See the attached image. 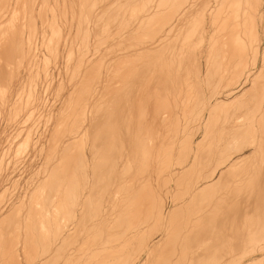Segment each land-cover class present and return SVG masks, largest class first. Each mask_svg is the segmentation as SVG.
Masks as SVG:
<instances>
[{"label": "rangeland", "instance_id": "rangeland-1", "mask_svg": "<svg viewBox=\"0 0 264 264\" xmlns=\"http://www.w3.org/2000/svg\"><path fill=\"white\" fill-rule=\"evenodd\" d=\"M86 1L87 0H79V1L78 0H0V264H47V262L49 264H78L77 263L78 261L77 252L80 246H81L80 250L83 249L82 251H84V255L87 253L89 254L88 249L96 247L95 242H97L98 238H99V241L97 242V247H99V250H98L99 254H97L98 253L97 251L96 253L97 256L102 255L100 254L102 250H103L102 253L105 254L107 252L105 248L106 249L110 248V250L112 249L111 251L114 250L113 252L119 249L117 252L121 253V257H122L121 260H123L125 264H139L137 263L139 261L137 260L138 254L139 255L141 254L139 250H141L142 246L147 243H149L150 248L146 252L143 251L144 252L143 262H145V264H149V263L155 264V262L156 264L174 263L173 260L175 259L171 257H173L172 255H173L174 247L176 246L175 241L177 240H178L177 242L179 245L177 244L175 248L179 246L181 250H183V252L180 250L181 253L179 252V256H180L179 258H181L182 260L184 259L185 261V258H186L185 251L186 250L189 251V254L187 255V258L189 257V261H187L188 260L187 258H186L187 263L183 261V263H186V264H189L188 262L190 263L193 262L192 264H208L210 262L209 264H212L215 259L218 260L221 257L222 258L229 257L230 259L228 260L234 261L235 258L241 257L244 253H248L252 251H255L254 257H257V261L253 264H264V240H263L264 236L261 235L262 234L261 230H263V234H264V226H263L264 210H262V208H257L258 205L256 203H254L253 208L250 210L248 208H244L243 204H242V207H243L242 208L241 202H239V200L242 199V197L239 196L240 193L238 190H236V188L239 189V184L243 185L242 188H244L248 183L249 185H251L255 178H259L258 185H260L259 187L261 189H264V53H263V50H264V34H263L264 33V0H243V1L241 0L240 3H241L242 8L237 13H235L236 12L235 8L239 0H199V1L198 0H183V1L182 0H175V1L174 0H150V8L151 7L155 8L158 5H160L162 9V7L164 6V3L166 4L167 8L169 7V10L166 9V11L164 12L161 10L158 11L156 9L155 11V9H152L154 10V12L152 13V10H151L150 14L147 16L148 18L150 17V19L146 17L149 11L147 10L143 12L142 17H145V20L143 19L144 23L146 21L150 22V20H152L153 18H157L160 21L161 20L163 21V19H166V22H167L166 23L167 28L165 26L166 31H164L163 29L162 30L160 29L159 32L151 36L139 35L138 33H135L136 35L133 36L134 33L133 32L131 33V31L134 30L133 25L137 27V28L134 27L135 32H137V30L140 28V25L135 23L134 21L135 18L131 19L132 24H130L131 22L127 24L126 21L122 19L121 28H120V31L118 32L119 34L114 32V28L116 27L115 25L120 20L119 13L117 15L116 11L115 12L113 11L110 13V15H107L106 18H105V14L107 12L109 13V10H111L110 6L114 7V5H117V3L119 2L118 0H110V1L105 0V2L104 0H100V2L98 0H95L96 4L98 3H101V4L96 5L94 1L93 6H96L94 8L98 9L99 5H103V4L104 5L102 7L100 6L101 7L100 9H102L101 13L98 9L96 13H93L91 15L90 14L88 15V13H91V10H89V8L87 9ZM101 1L103 2V4ZM107 1L109 2V4ZM123 1L124 0H122L121 2L122 3L121 7L122 6L125 7L124 6L125 1L124 2ZM154 1L155 2L160 1V2L154 3ZM169 1L171 3H169ZM201 2L202 4H200ZM260 2H262L261 5L263 4L261 7H259ZM173 4H175V7L177 8V12L171 11L172 10L171 7L174 6ZM73 9L75 10V12ZM258 9L260 11H258ZM194 12L195 13L197 12V13L195 14ZM255 12L258 13V15H256ZM193 13H194V16L192 15ZM253 13H254V17H253ZM96 14H98L97 17H96ZM235 15L237 16V18ZM90 16L91 17L95 16V17L90 19L91 18ZM185 16H187V18ZM250 16L253 17V19H251ZM261 16H262V20H261ZM115 17H117L118 19ZM191 17L193 18L191 19ZM183 18H185L186 20L184 21ZM93 19L95 20L94 25H92L93 22L91 23V20L93 21ZM101 19L103 23H106L107 21L106 27H105V24L104 26H102L103 24L100 22ZM174 19H176V21H174ZM111 20L112 21L114 20L113 22L114 24L112 23V26H111V22H112ZM116 20L117 22H115ZM181 20L185 22V23L183 22L185 25L181 24ZM187 21L188 22L190 21V22L188 23ZM109 22H110V25H109ZM171 22H174L176 26H174V24H172ZM60 23H62V25ZM168 23L170 25L172 24L171 27ZM254 23L256 27L254 26ZM178 25L180 26L178 27ZM253 26H254V29H253ZM29 27H30V30H29ZM81 28L84 31H81L80 30ZM103 28L104 29L108 28V34H106V37H104V39H101L100 41H98L97 35L103 30ZM111 28H112V31H111ZM169 28L170 30L167 32ZM235 28H236V31H235ZM127 29H128V32L130 31V33H127ZM193 29L194 30L196 29L195 32ZM97 30L99 32H97ZM78 31H79V35H78ZM121 33L122 35H120ZM126 34H128L127 35L128 38H126ZM165 34L167 36H164ZM158 35L161 38H159ZM250 35L251 37L249 38ZM244 36L247 37L248 44L245 47H242V45L239 43V40H241ZM82 38L85 39L84 43H83ZM157 38L160 40L158 41ZM177 38L181 39L182 41ZM185 38L187 39L190 38V39L187 41V39ZM86 39H88V42L86 41ZM252 39H253V42H252ZM94 40L95 42H93ZM119 40L120 41L124 40V42L122 43ZM251 42L254 43V45ZM176 43H178V45ZM237 44L240 46H237ZM139 45L141 46L139 47ZM201 46L203 47L201 48ZM247 46L248 48H246ZM253 46L258 47V50H260L259 55L258 53H256V50ZM135 47L137 49H135ZM99 48H101V51ZM249 48H250V51H249ZM138 49L142 51H138ZM251 49H254V52ZM133 51L134 52L136 51L135 52L136 55L132 54L134 53ZM172 51L174 52L170 53ZM191 51L192 53L194 52L192 55H190ZM139 53H142V54L139 55ZM196 53H197V57H196ZM165 54H167V56H165ZM95 55H97V57L99 56L98 58L97 57L95 58V60L97 59L96 61L93 58ZM182 55H183V59H181ZM104 56H107V60H109L108 66L110 68L108 69V71L110 70L109 72L110 73L112 72L111 73L112 78L113 76L114 77L117 76L114 72V68L115 70L117 69L123 70V68H127L129 70L130 68L131 69L133 68L132 66H135V67L144 66V71H143L142 79L140 83L137 84L136 86L137 88L136 87H134V89L132 87L129 88L131 92L129 91V89L127 92H118L119 89L118 87H116V85L119 84L117 83L118 76L112 79L110 92H104L112 100V105L110 106V109L107 108V112L106 110L104 111L102 110V111L104 113H108V114L110 113L109 116H111V119L109 122V125H110L109 130H111V132L114 133L116 137L112 136L113 137L112 140L114 141H111L112 147L109 146L110 150L107 149V152H105L106 150L104 152L102 150L103 153H101L100 150H99L100 153L96 152L98 153L99 156L102 157V160H100L101 158L100 159L97 158V154L95 155V157H93L94 155H92L91 151L89 150L91 146H89L90 148L88 146L86 147L85 149L86 152L85 151L83 152L84 157L82 156V159H81V161L82 160L86 161L87 162L86 164H88V166H91L92 161L95 162L96 161L95 159H97V161L94 163V169H96L94 172L95 173L97 172L95 174L96 176L94 175V172L91 173V171L93 170H91L88 174H86V176L88 175L87 176L88 178H89V175L91 174L90 179L92 178L91 180L93 182L94 180L96 181L97 178L99 177H100V180H108L111 177V180L110 179L109 180L111 181L112 184L115 183L114 189L112 191L114 190L118 191V189L121 187L122 189H119V190H123L125 188L128 189V190L125 189L126 193L122 196L121 201H119L121 203L118 202L119 206L123 204L122 207L121 206L120 207L111 206L113 210L116 208L115 211L119 209V212L122 213V215L120 218L118 217L119 219L118 218H115L116 220L114 219L117 222V224L113 219H109L107 224H105L106 221L103 220L101 223H99L100 225H98V229L97 228H96L97 230L94 229L93 233H91L92 235H88L89 237L85 235V236H81L80 238L78 237V197H77L78 195L76 196L75 194L76 202L74 205L72 204V201L69 202L70 195L68 192L69 186L67 185V181H69L68 178H70V172L73 171L72 165H74V160H73L75 159L74 154L78 158V154H76L78 151L77 150L78 142L82 141L81 138L85 134L84 130L88 131L91 129L90 127L91 119L88 120V118L93 116L94 114L93 110L95 106H93L94 104L93 102V104H91V106L88 107L87 111L89 110L90 112H86V114L88 113V115L84 116L85 119L84 118L83 119L85 121H83V123L81 122L80 124L81 126L79 125L78 127V113H77L78 112L77 110L78 108V104H77L78 102V83L77 81L78 80L75 81V79L78 77L77 76L78 71L77 73L75 71L79 68V65L81 64V62L84 61V57H87L85 59L86 63L90 64L93 61V63L97 64V63H100L103 58L106 59V57ZM118 57L121 59H119ZM129 57L130 59H128ZM91 59L92 61H90ZM144 60H145V63H144ZM192 60H196V61H192ZM128 61L130 62L132 61V62L130 63ZM182 62H183V65H182ZM110 63L112 64V68H111ZM117 64H119V67H116L118 66ZM127 65H129V67ZM190 67H192V69ZM106 72H107V69H106ZM74 74L77 76L76 78L72 77V76H75ZM148 74L151 77L148 76ZM143 75L144 76L147 75V77L145 76L144 78ZM194 75L196 76V78ZM154 78L156 79L154 80ZM144 79H145V83H144ZM143 83L145 84L144 86H143ZM147 84H149L150 86H147ZM120 85L121 83L118 86ZM166 85H168V87ZM138 86L139 87L142 86L140 90ZM144 87H145L146 92L144 90ZM165 88H167L168 90ZM183 88L185 90H183ZM154 89L155 90L157 89V90L154 91ZM150 90L152 91L150 92ZM99 93H102V92H99ZM99 93L96 92V94L95 93L94 94L100 96L101 94L99 95ZM109 93L111 97L109 96ZM95 97L97 99V96ZM112 97L113 99L114 98L115 99L113 100ZM116 100L117 102L118 101L119 102L117 103ZM63 101H64V104H63ZM139 101H140V104L138 103ZM70 103H71V106H70ZM133 104L136 106H134ZM95 112H101V111L96 110ZM139 112H141V114ZM127 113L129 114V117ZM62 114L64 115V117ZM89 114H90V117H89ZM73 117L74 119H76L75 120L76 122L75 121L71 122L72 120H74ZM132 117H133V121H132ZM104 120H107V118L105 119L104 117L103 121ZM92 121L94 123L96 122L95 119H93ZM117 123L119 127H117L118 126ZM126 125L127 127L129 125L130 129L128 127V130H126L127 129ZM65 129H66V133L64 132ZM79 130H80L81 135H80V140L78 141V131ZM129 131H134V132L132 133ZM117 133L119 135H117ZM135 133L136 134L138 133L137 137H139L138 138L139 140L138 139L135 140V138H137L134 135ZM130 134L131 135L133 134L132 139H130L131 138ZM139 135L143 139H140ZM147 136L149 137V139ZM123 139H125V141ZM131 140L132 142H134V140L135 142L137 140L141 142L142 140V143L141 144L140 143L138 144V142L131 143ZM123 141L125 143L130 142L129 143L130 145L134 144L136 146L135 147L133 145L132 147L130 146L131 149L128 147L124 148L125 143L123 144L121 143ZM114 142H117V145H119V147H117L116 143ZM174 142L176 144H174ZM96 143L98 144L99 142H93V144H96ZM89 144L92 145V142ZM176 147L177 149L175 150ZM119 148H121V150ZM160 148L162 149V151ZM126 149L132 150V152L129 150L126 151ZM114 150H117L116 153ZM124 150L126 151L127 154L124 152ZM242 150L244 151L243 154H241ZM73 152L75 153L71 155L70 153H73ZM111 152L112 154H115V155L117 154V155L113 156ZM140 152L142 154L141 157H139ZM62 153L64 154V156ZM130 153L132 154L129 155ZM66 154L67 156H65ZM111 155L113 157H111ZM128 155L130 158H128ZM118 156H120L121 161L119 160ZM105 157L107 158L105 159ZM143 157L145 159V162H144ZM228 157L229 159H232V163L234 165H232V163L230 164L231 160L229 161ZM77 158L75 160L76 162L78 161ZM123 158L124 160H122ZM125 158H126V161H125ZM131 158H134L133 159L134 163L132 160H130ZM108 160L112 162L111 165L110 166L104 165L103 163L104 162L106 163ZM239 160L240 162L236 164L235 162L236 161L238 162ZM65 162H66V165H65ZM97 163L98 165L99 163L103 164L102 170H100L101 165L98 166ZM131 163L132 165L134 164L133 165L134 167H137V166L138 167L134 168L133 166H131ZM60 164L62 167L60 166ZM75 165H74V169L76 171H74V173L71 172L72 173L71 177L72 178L77 177L78 179V175H77L78 174V162ZM128 165H130L132 169ZM142 165L143 167H141ZM235 165L236 167H234ZM58 166L62 168L63 171H61V169ZM71 166L72 168H70ZM112 166L113 168L116 167L118 170L124 168L125 173H128V174L123 175L124 173L122 174V170L118 171L116 170V168L112 169ZM127 166L130 168L131 172L132 170L134 171L132 173H130V171L126 172V169L129 170ZM108 169L110 172L113 171L112 172L113 174L112 173L110 174ZM104 170H105V174H109V175H105ZM224 170H225V173H224ZM101 171H103V173ZM114 171L116 174L120 172L118 174V177L120 178L119 181L121 183L120 187L116 183L118 182L119 184V181H117L118 178L116 177ZM226 171L228 175L226 174ZM252 172H255L256 175H254V173L252 174ZM100 173H102V177L100 176ZM131 174L133 175V177ZM134 174L136 176H134ZM81 175L85 176V174H82V173ZM206 175L211 177V178L207 177L208 178L207 180H209L210 182H208V184L207 183L205 184V189L202 190L203 192L196 193V194L194 193L192 197L193 192H189L188 188L192 189V187H195L198 184L205 182ZM192 176L194 177L193 181H192ZM202 176L203 178L205 177V179H203ZM228 176H230L231 179ZM58 177L60 179H57ZM200 177L202 181H199ZM167 178L169 179L168 181H167ZM112 179H115V180L112 181ZM227 179L230 182H228ZM238 179H239V183H238ZM198 181L200 183H198ZM47 182L49 186L52 183L51 184L52 187L50 186L49 188V186L47 185ZM181 182L183 185L181 184ZM231 182H232V185H231ZM122 183L124 184L122 185ZM193 183L195 184V186H193ZM179 185L181 188V192H180ZM187 185H189V187H187ZM77 186H78V183H77ZM211 186L213 189H211ZM207 187L211 189V191L207 189ZM225 187H229V191L227 188H226L227 190L226 191ZM97 188L99 192L101 189V186L97 185ZM57 189L59 192H57ZM77 192L78 191H76V193ZM47 193L50 195H48ZM51 193H52V197H51ZM113 193H114V196L116 197H119L122 195V193L120 192L119 193L117 192V194H115L116 192H113ZM254 193L255 191L253 192V194ZM64 194L66 195L64 196ZM67 194L69 195V198L67 197L68 196ZM199 194L201 195L198 197ZM49 196L51 197L50 199H49ZM203 196L205 197L203 198ZM228 196L232 198V200L230 199L229 204H228L229 202ZM238 196L240 197V199L236 200V198L238 199ZM191 198H194V199H191ZM202 198H203V201H202ZM123 199H124V203H123ZM138 201L139 203H137ZM181 201H182V205H181ZM45 202L46 204H44ZM68 202L70 203L69 207L67 206ZM235 202H237L238 205L240 203L239 205V207H241L240 211L238 210L237 203ZM149 203H150V206H149ZM55 204L57 205L55 206ZM125 204L128 206V211L126 210V212L124 213V215L125 214L127 215V212H128L127 219H126V216L123 215L124 210L122 209L120 211V208H124V207L127 208ZM147 204L149 206V209L147 207ZM205 204H207V206ZM223 204L226 206H224ZM58 205L59 207H57ZM75 205L77 206L75 207ZM198 205H201V206H198ZM64 206L66 210H64L65 209L63 208ZM66 206L68 207V209ZM111 207L107 208L109 212H110ZM131 207L133 210L129 209ZM200 207H202L201 211H200ZM75 208L77 209V211ZM112 208H111V211H112ZM226 208H228L229 210ZM73 209L75 210L73 211ZM176 209L178 211H176ZM211 209L213 213L212 211H210ZM260 209L262 211L260 213L261 216L259 214ZM158 210L160 211L163 210V212L165 213V216L164 214H161V213L159 214ZM186 210L188 211L186 212ZM197 210H199L200 212ZM247 210H249V212ZM255 210H257L258 212H256ZM65 211H66V214H65ZM67 211H71V213ZM196 211L198 214H196ZM239 212H241V216L243 217H238V215H240ZM68 213L70 215L72 214L70 216V219H68L69 218ZM230 213H231V216H230ZM247 213H249V215H247ZM134 214L136 215L135 217H134ZM138 214H140V216ZM235 214H237V217H238L236 218V221L239 219L238 221H241L240 222L241 224L234 220V218L236 217ZM66 215L68 217L67 219L65 217ZM130 216L131 217L133 216L135 219L138 216L137 218L140 224L138 223L137 220L131 219ZM161 216H164L163 217L164 221L161 218ZM180 216H182V218ZM249 216L251 217L250 219H249ZM227 217H232V218L228 219ZM194 218H198V219H195L197 221H195ZM244 218H247V220ZM21 219H22V222H21ZM128 219L131 221V223L136 222L135 224L137 225V229H135L136 225L134 223L131 225L129 221H126L127 222L126 224L125 220H128ZM185 219L188 221L186 222ZM248 219H249V222H248ZM58 220H59V223H58ZM234 221L235 223H233ZM242 222H243V228L245 227L244 230L242 228ZM247 222L248 224L250 223L249 228L247 226L248 225ZM232 223L234 224V227ZM64 224L67 226H65ZM111 224L116 227L118 226L117 229L119 230H122L121 227L123 228L124 225L126 226V229L125 228L123 229V233L122 232L119 233V237L121 234V237L123 238L122 239L119 238L118 243L117 241L116 243L111 241L112 237L118 236V233L116 232H119V230L115 231L116 230L115 227L114 226L112 227ZM103 225L105 226V228H107V230L106 229L104 230L107 231L106 233L107 234L109 233L110 236L105 234V231L100 228V227H103ZM131 226H133L134 228ZM182 226H183V229H182ZM246 226H247V229L248 230L250 229L251 231L249 230L248 232V230L246 229ZM109 227L110 229H108ZM190 227L191 228L193 227L195 231H193V228L191 229ZM99 228H100L101 233H99ZM111 228L115 230H111ZM185 228H186V232H184ZM181 229L184 231H182ZM234 229H237V230L235 231ZM238 229L240 230L238 231ZM61 230L63 232L60 234L59 232H61ZM109 230H111V232H109ZM226 230L228 231L226 232ZM230 230H231L230 232L231 235H229L228 233ZM252 230L254 231L252 232ZM124 231H127V232H124ZM175 231L177 232L178 239H175L177 237L174 238V236H176ZM181 231L184 233V234L182 233L183 235H185L188 232V234H186V237L184 236L186 239L182 235L181 237H179L180 235L179 233H181ZM114 232L116 233V236ZM247 232L249 233V235ZM110 233H113V235H111ZM98 234L103 235V236L100 237ZM256 234H258L256 236L257 243H256V238H255ZM93 235L96 237H94ZM105 235L107 236V238ZM124 235L128 237L126 238V236ZM131 235L133 237L135 236L134 239L133 237L131 239ZM233 235H235V237ZM246 235L250 237L251 239H248ZM188 236H189V240L187 243L186 240L188 239L187 238ZM242 237L246 241V245ZM260 237L263 240V242L261 239H259ZM129 238H130V241H128ZM42 239L44 242H42ZM74 239L76 240L75 241L76 243H74ZM109 239H110V242H107V247L105 245V247L103 248L102 246H104L103 245L104 242L109 241ZM184 239L186 243L184 242ZM77 240L80 246L77 243ZM81 240L84 241L83 245H81L80 243L82 242ZM142 240L144 241L143 244H142ZM85 241L87 242L85 243ZM70 242L73 244L71 245ZM126 242H127V246L124 245L126 244ZM94 243L95 245H93ZM241 243H243L244 246ZM65 244H66V247H64ZM110 244H112V246ZM118 244H119V247L118 248L117 246L115 247V245H118ZM128 244H130V246H128ZM136 244H138L137 247H136ZM249 244H251V246ZM84 246L85 247L87 246V247L85 248ZM246 246L248 248H246V250H243V248L245 249ZM63 247L64 249L66 248V250H64ZM71 247H72V250H71ZM121 247H123V249H121ZM138 247H140V249ZM183 247L185 250L183 249ZM251 247L253 248V250L251 249ZM254 248L256 250H254ZM230 249H231V253H230ZM221 252H223V254H226V255L221 254ZM72 253H74L73 254L74 256L72 255ZM216 253H217L218 258L217 257L215 258ZM123 254L128 255V256H123ZM191 254L194 257L193 256L191 257ZM208 254L211 256L208 257L209 256ZM48 257L50 261H48ZM190 257H191V260L193 261L190 260ZM132 258H133V261L136 263L132 262ZM72 260L73 261L75 260V261L73 262ZM113 262L117 263V261H113ZM175 264H176V261H175Z\"/></svg>", "mask_w": 264, "mask_h": 264}, {"label": "bare ground", "instance_id": "bare-ground-1", "mask_svg": "<svg viewBox=\"0 0 264 264\" xmlns=\"http://www.w3.org/2000/svg\"><path fill=\"white\" fill-rule=\"evenodd\" d=\"M79 1V0H78ZM94 1L95 0H87L86 1V3H87V9L89 8V10H91V13H88V15L90 14H93V13H96V11L99 9V11H100V13H101V11H102V9H100L104 4H103V2H102V4L103 5H99V8L97 9V8H94V7H96V6H93L94 5ZM99 2H100V0H98ZM110 1V0H109ZM119 2L117 3V5H114V7H112V6H110L111 7V10H109V13L107 14H105V18H106V16L107 15H110V13L111 12H115L116 11V14L118 15V13H119V16H120V20L117 22V20L115 21V22H117L116 23V27L114 28V32L115 33H117V34H119L118 32L120 31V28H121V24H122V19H124V21H126V23L127 24H129L130 22H131V19L132 18H135L134 19V21H135V23L136 24H139L140 25V28L137 30V32H135V28L134 27H136V26H134L133 25V29L134 30H132L131 31V33L133 32L134 34H133V36L134 35H136L135 33H138L139 35H148V36H151V35H155L157 32H159V30L161 29H163L164 31H166L165 30V26H166V28H167V25H166V19H163V21L161 20H159V19H157V18H153L152 20H150V22H143L144 20H145V17H142V14H143V12H145V11H149V13L146 15V17L150 14V12H151V10L152 9H155V11H156V9L159 11V10H161V11H166V9H168L169 10V7L167 8V6H166V4L164 3V6L162 7V9H161V6L160 5H158L157 7H155V8H150V0H124L125 1V7H121V2H122V0H118ZM123 1V2H124ZM175 1V0H174ZM183 1V0H182ZM199 1V0H198ZM243 1V0H242ZM59 2V1H58ZM57 2V3H58ZM74 2V1H73ZM104 2H105V0H104ZM108 2V1H107ZM107 2H106V4H107ZM160 2V1H159ZM158 1L157 2H155L154 1V3H159ZM163 2V1H162ZM192 2V1H191ZM241 0H239L237 3V6H236V12L235 13H237V12H239L240 10H241V8H242V6H241ZM36 3V2H35ZM85 3V4H86ZM98 3V2H97ZM113 3V2H112ZM152 3H153V1H152ZM169 3H171L170 1H169ZM186 3V2H185ZM233 3V2H232ZM261 3L262 2H260V5H259V7H261L262 5H261ZM44 4V3H43ZM59 4V3H58ZM95 4H96V1H95ZM98 4H101V3H98ZM98 4H96V5H98ZM108 4H109V2H108ZM116 4V3H115ZM124 4V3H123ZM194 4V3H193ZM198 4V3H197ZM196 4V5H197ZM200 4H202V2L200 3ZM24 5V4H23ZM39 5H40V3H39ZM63 5V4H62ZM113 5V4H112ZM154 5V4H153ZM174 6L173 7H171V11H176L177 12V8L175 7V4H173ZM205 5V4H204ZM209 5V4H208ZM231 5V4H230ZM49 6V5H48ZM83 6V5H82ZM101 6V7H100ZM106 6V5H105ZM155 6V5H154ZM198 6V5H197ZM31 7H32V5H31ZM47 7V6H46ZM29 8H30V6H29ZM34 8V7H33ZM85 8V7H84ZM113 8V9H112ZM263 8V7H262ZM28 9V8H27ZM70 9V8H69ZM255 9V8H254ZM74 10V9H73ZM188 10V9H187ZM192 10H194V9H192ZM26 11V10H25ZM52 11V10H51ZM72 11V10H71ZM83 11H85V10H83ZM104 11V10H103ZM108 11V10H107ZM191 11V10H190ZM196 11V10H195ZM203 11V10H202ZM258 11H260L259 9H258ZM263 11V10H262ZM33 12V11H32ZM74 12H75V10H74ZM88 12V11H87ZM154 12V10H152V13ZM181 12H182V10H181ZM188 12V11H187ZM192 12V11H191ZM204 12H205V10H204ZM253 12V11H252ZM23 13H24V11H23ZM151 13V14H152ZM157 13V12H156ZM155 13V14H156ZM195 13V12H194ZM194 13L192 14L193 16H194ZM197 13V12H196ZM195 13V14H196ZM256 13V12H255ZM62 14V13H61ZM75 14V13H74ZM84 14H85V12H84ZM145 14V13H144ZM164 14V13H163ZM182 14V13H181ZM180 14V15H181ZM35 15V14H34ZM97 15L98 14H96V17H97ZM170 15H171V13H170ZM179 15V14H178ZM209 15V14H208ZM241 15V14H240ZM244 15V14H243ZM256 15H258V13H256ZM116 16V15H115ZM154 16V15H153ZM175 16V15H174ZM196 16V15H195ZM236 16V15H235ZM18 17V16H17ZM40 17V16H39ZM78 17V16H77ZM85 17V16H84ZM91 17V16H90ZM95 17V16H94ZM94 17H91L90 19H92V18H94ZM100 17H101V15H100ZM118 17V16H117ZM117 17H115V18H117ZM156 17V16H155ZM176 17V16H175ZM186 18H187V16H185ZM251 17V16H250ZM253 17H254V13H253ZM253 17H251V19H253ZM259 17V16H258ZM81 18V17H80ZM108 18V17H107ZM114 18V19H115ZM148 18V17H147ZM162 18V17H161ZM193 17H191V19H192ZM236 18H237V16H236ZM66 19V18H65ZM82 19V18H81ZM104 19V18H103ZM109 19V18H108ZM118 19V18H117ZM144 19V20H143ZM148 19H150V17L148 18ZM173 19V18H172ZM184 19V21L186 20L185 18H183ZM251 19H250V21H251ZM83 20V19H82ZM187 20H189V19H187ZM212 20V19H211ZM240 20H241V18H240ZM261 20H262V16H261ZM260 20V21H261ZM94 19H93V21L91 20V23L93 22V24L92 25H94ZM98 21H99V19H98ZM112 21V20H111ZM174 21H176V19H174ZM177 21H178V19H177ZM184 21H182L181 20V24H184L185 22ZM202 21H203V19H202ZM259 21V22H260ZM63 22V21H62ZM71 22V21H70ZM90 22V21H89ZM88 22V23H89ZM103 25L102 26H104V24H105V27H106V23H107V21H106V23H103L102 22V19H101V21H100ZM114 22V20L111 22V26H112V23ZM184 22V23H183ZM188 22V21H187ZM190 22V21H189ZM188 22V23H189ZM225 22V21H224ZM249 22V21H248ZM257 22V21H256ZM262 22V21H261ZM28 23H29V21H28ZM86 23V22H85ZM97 23H99V22H97ZM143 23V24H142ZM172 24H174V26H176L175 25V23L174 22H171ZM235 23V22H234ZM35 24V23H34ZM61 25H62V23H60ZM114 24V23H113ZM130 24H132V22L130 23ZM133 24H134V22H133ZM169 24V23H168ZM171 24V25H172ZM260 24V23H259ZM28 25V24H27ZM74 25V24H73ZM81 25V24H80ZM101 25V24H100ZM100 25H98V26H100ZM109 25H110V22H109ZM108 25V26H109ZM170 25V24H169ZM171 25H170V27H171ZM185 25V24H184ZM197 25V24H196ZM204 25V24H203ZM248 25V24H247ZM261 25V24H260ZM259 25V26H260ZM59 26V25H58ZM70 26H71V24H70ZM86 26V25H85ZM101 26V27H102ZM110 26V27H111ZM124 26H125V24H124ZM123 26V27H124ZM180 25H178V27H179ZM194 26V25H193ZM201 26V25H200ZM215 26V25H214ZM254 26H255V23H254ZM254 26H253V29H254ZM31 27V26H30ZM30 27H29V30H30ZM43 27V26H42ZM54 27V26H53ZM67 27V26H66ZM78 27H79V25H78ZM84 27V26H83ZM94 27V26H93ZM109 27V28H110ZM177 27V28H178ZM249 27H251V26H249ZM256 27V26H255ZM52 28V27H51ZM137 28V27H136ZM203 28V27H202ZM201 28V29H202ZM179 29V28H178ZM186 29V28H185ZM253 29H252V31H253ZM73 30V29H72ZM81 31H84L82 28L80 29ZM101 30V29H100ZM110 30V29H109ZM125 30V29H124ZM131 30V29H130ZM170 30V28L167 30V32ZM180 30H181V28H180ZM194 30V29H193ZM196 30V29H195ZM195 30H194V32H195ZM207 30V29H206ZM111 31H112V28H111ZM178 31V30H177ZM228 31V30H227ZM235 31H236V28H235ZM247 31H249V30H247ZM16 32H17V30H16ZM29 32V31H28ZM33 32V31H32ZM61 32V31H60ZM91 32V31H90ZM97 32H99L98 30H97ZM167 32H165V33H167ZM179 32V31H178ZM200 32V31H199ZM239 32V31H238ZM251 32V31H250ZM43 33H44V31H43ZM46 33V32H45ZM95 33V32H94ZM114 33V34H115ZM127 33H130V31L128 32V29H127ZM171 33V32H170ZM177 33V32H176ZM192 33V32H191ZM247 33V32H246ZM62 34V33H61ZM92 34V33H91ZM96 34V33H95ZM106 34H108V28H106V29H104L103 28V30L100 32V33H98V35H97V40L98 41H100L101 39H104V37H106ZM169 34V33H168ZM178 34V33H177ZM176 34V35H177ZM258 34V33H257ZM264 34V33H263ZM28 35V34H27ZM31 35V34H30ZM77 35V34H76ZM78 35H79V31H78ZM112 35V34H111ZM120 35H122V33L120 34ZM124 35V34H123ZM128 34H126V38H128V36H127ZM130 35V34H129ZM161 35V34H160ZM253 35V34H252ZM36 36H37V34H36ZM83 36V35H82ZM91 36V35H90ZM108 36V35H107ZM131 36H132V34H131ZM163 36V35H162ZM164 36H167L166 34L164 35ZM163 36V37H164ZM174 36H175V34H174ZM181 36V35H180ZM179 36V37H180ZM194 36V35H193ZM196 36H198V35H196ZM229 36V35H228ZM60 37V36H59ZM94 37H95V35H94ZM158 37H159V35H158ZM178 37V36H177ZM192 37V36H191ZM203 37V36H202ZM201 37V38H202ZM251 37V35L249 36V38ZM254 37H255V35H254ZM259 37V36H258ZM261 37V36H260ZM76 38V37H75ZM80 38V37H79ZM78 38V39H79ZM84 38V37H83ZM82 38V39H83ZM92 38V37H91ZM132 38V37H131ZM139 38V37H138ZM137 38V39H138ZM159 38H161V37H159ZM172 38V37H171ZM182 38V37H181ZM237 38V37H236ZM242 38V37H241ZM21 39V38H20ZM72 39V38H71ZM81 39V38H80ZM134 39V38H133ZM150 39V38H149ZM168 39V38H167ZM177 39H179V38H177ZM184 39V38H183ZM185 39H187V38H185ZM190 39V38H189ZM189 39H187V41L189 40ZM195 39V38H194ZM193 39V40H194ZM203 39H205V38H203ZM84 40L85 39H83V43H84ZM93 40V39H92ZM107 40V39H106ZM115 40V39H114ZM136 40V39H135ZM135 40H134V42H135ZM157 40L159 41L160 39H158L157 38ZM170 40V39H169ZM179 40H181V39H179ZM202 40V39H201ZM218 40V39H217ZM221 40H222V38H221ZM234 40V39H233ZM237 40V39H236ZM53 41V40H52ZM86 41L88 42V39H86ZM90 41V40H89ZM118 41V40H117ZM120 41V40H119ZM157 41V42H158ZM182 41V40H181ZM251 41V40H250ZM249 41V42H250ZM8 42V41H7ZM74 42V41H73ZM79 42H80V40H79ZM93 42H95V40L93 41ZM112 42V41H111ZM120 42H124V40L123 41H120ZM163 42V41H162ZM202 42V41H201ZM252 42H253V39H252ZM251 42V43H252ZM259 42V41H258ZM25 43V42H24ZM28 43V42H27ZM110 43V42H109ZM156 43V42H155ZM164 43V42H163ZM169 43V42H168ZM178 43H179V41H178ZM178 43H176L177 45H178ZM181 43V42H180ZM226 43V42H225ZM229 43H230V41H229ZM239 43L242 45V47H245L247 44H248V40H247V37L246 36H244L241 40H239ZM256 43V42H255ZM48 44V43H47ZM65 44V43H64ZM75 44H76V42H75ZM99 44V43H98ZM125 44H126V42H125ZM141 44V43H140ZM150 44V43H149ZM173 44V43H172ZM194 44V43H193ZM192 44V45H193ZM210 44V43H209ZM208 44V45H209ZM236 44V43H235ZM253 45H254V43H252ZM259 44V43H258ZM78 45H79V43H78ZM109 45V44H108ZM155 45V44H154ZM159 45V44H158ZM212 45V44H211ZM223 45V44H222ZM250 45V44H249ZM22 46V45H21ZM31 46H32V44H31ZM34 46V45H33ZM100 46H101V44H100ZM126 46V45H125ZM141 45H139V47H140ZM153 46V45H152ZM169 46V45H168ZM184 46H185V44H184ZM237 46H240V45H238L237 44ZM7 47V46H6ZM83 47V46H82ZM149 47H151V46H149ZM159 47V46H158ZM163 47V46H162ZM203 46H201V48H202ZM223 47V46H222ZM251 47V46H250ZM254 48H255V50H256V53H258V55H259V51L260 50H258V47H255V46H253ZM260 47V46H259ZM25 48V47H24ZM110 48V47H109ZM155 48V47H154ZM167 48V47H166ZM199 48V47H198ZM239 48V47H238ZM246 48H248V46L246 47ZM252 48V47H251ZM261 48V47H260ZM80 49H81V47H80ZM85 49V48H84ZM87 49H88V47H87ZM100 49V51H101V48H99ZM98 49V50H99ZM108 49V48H107ZM135 49H137L136 47H135ZM139 49H141V48H139ZM138 49V51H142V50H139ZM143 49V48H142ZM145 49H146V47H145ZM147 49H149V48H147ZM180 49V48H179ZM187 49V48H186ZM216 49V48H215ZM23 50V49H22ZM57 50H59V49H57ZM125 50V49H124ZM133 50V49H132ZM170 50V49H169ZM201 50V49H200ZM253 52H254V49H251ZM16 51V50H15ZM55 51V50H54ZM69 51H70V49H69ZM138 51H137V53H138ZM181 51V50H180ZM196 51V50H195ZM204 51V50H203ZM245 51H246V49H245ZM249 51H250V48H249ZM75 52V51H74ZM85 52H86V50H85ZM92 52V51H91ZM110 52V51H109ZM130 52V51H129ZM128 52V53H129ZM134 52V51H133ZM136 52V51H135ZM132 53V54H135L136 55V53ZM174 51H172V52H170V53H173ZM186 52H187V50H186ZM200 52V51H199ZM210 52V51H209ZM224 52V51H223ZM29 53V52H28ZM183 53V52H182ZM190 53V52H189ZM194 53V52H193ZM192 53V51H191V53H190V55H192L193 54ZM201 53H202V51H201ZM206 53H207V51H206ZM226 53V52H225ZM263 53H264V50H263ZM12 54V53H11ZM26 54V53H25ZM64 54V53H63ZM91 54V53H90ZM94 54V53H93ZM140 54H142V53H139V55ZM168 54V53H167ZM167 54H165V56H167ZM210 54V53H209ZM239 54V53H238ZM107 55V54H106ZM130 55H131V53H130ZM147 55V54H146ZM170 55V54H169ZM183 55H185V54H183ZM183 55H182V58L181 59H183ZM205 55V54H204ZM249 55V54H248ZM255 55V54H254ZM30 56V55H29ZM52 56V55H51ZM80 56V55H79ZM78 56V57H79ZM84 56V55H83ZM179 56H180V54H179ZM189 56V55H188ZM97 57V55H95L93 58H94V60H95V58ZM99 57V56H98ZM97 57V58H98ZM104 57H106V59H102V61L100 62V63H97V64H95V63H93V61H92V59L90 60V61H92L90 64L89 63H86L85 61V59L87 58V57H84V61H82L81 62V64L79 65V68L75 71L76 73H77V71H78V74H77V76L75 75V76H72V77H77L76 79H75V81L76 80H78L77 81V83H78V102H77V104H78V108H77V110H78V127H79V125L81 124V122L83 123V121H85L84 119V116H86V115H88V113L86 114V112H90L89 110L87 111V109H88V107L89 106H91V104H93V102H94V104H93V106H95V108H94V110L96 111V110H100L101 112H95L94 110H93V116H92V114H91V116L92 117H90V114H89V117L90 118H88V120H90L91 119V121H90V127H91V129L90 130H88V131H86V130H84V132H85V134H84V136L81 138L82 139V141H79L80 140V130L78 131V151H77V153L76 154H78V158L76 157V155L74 154L75 152H73V153H70L71 155H73L74 154V157H75V159H73L74 160V165L75 164H77V162H78V179H77V177L76 178H72L71 177V172H73L74 173V171H76L75 169H74V165H72L73 166V171H71L70 172V178H68L69 179V181H67V185L69 186L68 187V192H69V195H70V198H71V200H70V198H69V195L67 196L68 198H69V202H71L72 201V204L74 205L75 204V202H76V196L78 197V237H80L81 238V236H85V235H87V237H89L88 235H92L91 233H93V231H94V229H98V225H100L99 223H101L103 220L104 221H106L105 222V224H107V222L109 221V219H115V218H120L121 217V215H122V213H120L119 212V209H117L116 211H115V209L113 210V208L112 207H117V206H119V204H118V202L119 201H121V198H122V196L126 193V191H125V189H123V190H119V189H122V187L121 188H119L118 189V191H112L113 189H114V186H115V183L114 184H112L111 183V177L108 179V180H100V177L99 178H97V180L95 181L94 180V182L90 179V175H89V178L86 176V174H88L91 170H93V171H91V173H93L96 169H94V163L97 161V159H95L96 161L95 162H93L92 161V164H91V166H88V164H86L87 162L86 161H84V160H82L81 161V159H82V156L84 157V151L86 152V147L88 146H91V148L89 149L90 151H91V154L92 155H94L93 157H95V155L97 154V158H101L100 160H102V157L101 156H99L98 155V153H100V151H101V153H103L105 150V152H107V149H109L110 150V147L109 146H111L112 147V143H111V141H114V140H112V138L113 137H116V135H114V133H112L111 132V130H109V127H110V125H109V122H110V119H111V116H109V114L108 113H104L103 111L104 110H106V112H107V108L108 109H110V106L112 105V100L108 97V95H106L104 92H110V90H111V82H112V79L113 78H116L117 76V78H118V82L117 83H121V85L120 86H118V85H116V87H118V92H127L128 91V89L130 88V87H132L133 89H134V87H136L137 86V84H139L140 83V81H141V79H142V74H143V71H144V66L143 67H141V66H132L133 68L130 70H128L127 68H123V70H121V69H117V70H115V68H114V72H115V74L117 75V76H113V78H112V72L110 73L109 71H108V69L110 68L109 66H108V62H109V60H107V56H104ZM121 57V56H120ZM126 57V56H125ZM175 57V56H174ZM196 57H197V53H196ZM209 57H210V55H209ZM235 57V56H234ZM56 58V57H55ZM74 58V57H73ZM119 58V57H118ZM89 59V58H88ZM119 59H121V58H119ZM128 59H130V57L128 58ZM144 59V58H143ZM151 59V58H150ZM194 59H195V57H194ZM206 59V58H205ZM209 59V58H208ZM223 59V58H222ZM17 60V59H16ZM21 60V59H20ZM23 60H24V58H23ZM82 60H83V58H82ZM97 60V59H96ZM95 60V61H96ZM123 60V59H122ZM127 60V59H126ZM135 60V59H134ZM137 60V59H136ZM140 60H141V58H140ZM147 60V59H146ZM180 60V59H179ZM63 61V60H62ZM116 61H117V59H116ZM153 61V60H152ZM181 61V60H180ZM192 61H196V60H192ZM88 62H89V60H88ZM112 62V61H111ZM118 62H120V61H118ZM117 62V63H118ZM128 62H130V61H128ZM132 62V61H131ZM130 62V63H131ZM140 62V61H139ZM184 62V61H183ZM183 62H182V65H183ZM126 63V62H125ZM144 63H145V60H144ZM148 63V62H147ZM196 63V62H195ZM209 63V62H208ZM111 64V63H110ZM137 64V63H136ZM162 64V63H161ZM206 64V63H205ZM53 65V64H52ZM76 65V64H75ZM118 66H116V67H119V64H117ZM122 65V64H121ZM152 65H153V63H152ZM188 65V64H187ZM207 65V64H206ZM227 65V64H226ZM56 66V65H55ZM81 66H82V68H81ZM128 67H129V65H127ZM147 66V65H146ZM125 67H126V65H125ZM176 67V66H175ZM194 67V66H193ZM196 67V66H195ZM21 68V67H20ZM47 68V67H46ZM111 68H112V64H111ZM185 68V67H184ZM191 69H192V67H190ZM230 68V67H229ZM43 69V68H42ZM57 69V68H56ZM69 69H70V67H69ZM106 69H107V72H106ZM146 69V68H145ZM182 69V68H181ZM225 69V68H224ZM236 69V68H235ZM46 70V69H45ZM149 70H150V68H149ZM68 71V70H67ZM128 71V72H127ZM37 72V71H36ZM191 72V71H190ZM199 72H200V70H199ZM250 72V71H249ZM62 73V72H61ZM149 73V72H148ZM155 73V72H154ZM179 73V72H178ZM194 73V72H193ZM238 73V72H237ZM67 74V73H66ZM114 74V73H113ZM144 74H145V72H144ZM242 74V73H241ZM58 75V74H57ZM197 75V74H196ZM146 77H147V75H145ZM145 76L143 75V77L145 78ZM148 76H150L149 74H148ZM195 76V75H194ZM205 76V75H204ZM48 77V76H47ZM70 77V76H69ZM151 77V76H150ZM149 77V78H150ZM154 77V76H153ZM182 77V76H181ZM189 77V76H188ZM233 77V76H232ZM71 78V77H70ZM175 78H176V76H175ZM195 78H196V76H195ZM195 78H194V80H195ZM65 79V78H64ZM151 79V78H150ZM156 78H154V80H155ZM162 79V78H161ZM166 79V78H165ZM182 79V78H181ZM184 79V78H183ZM186 79V78H185ZM67 80H68V78H67ZM159 80V79H158ZM197 80V79H196ZM74 81V80H73ZM143 81V80H142ZM146 81H147V79H146ZM149 81V80H148ZM157 81V80H156ZM156 81H154V82H156ZM44 82V81H43ZM152 82V81H151ZM150 82V83H151ZM153 82V83H154ZM161 82V81H160ZM159 82V83H160ZM183 82V81H182ZM194 82V81H193ZM30 83V82H29ZM72 83V82H71ZM144 83H145V79H144ZM143 83V86L145 85ZM159 83H158V85H159ZM185 83V82H184ZM190 83V82H189ZM40 85V84H39ZM115 85V84H114ZM182 85V84H181ZM44 86V85H43ZM147 86H150L149 84H147ZM154 86V85H153ZM167 87H168V85H166ZM202 86V85H201ZM142 87V86H141ZM141 87H139L138 86V88H139V90H140V88ZM160 87V86H159ZM188 87V86H187ZM196 87V86H195ZM197 87H198V85H197ZM203 87V86H202ZM75 88V87H74ZM113 88H114V86H113ZM112 88V89H113ZM137 88V87H136ZM200 88V87H199ZM152 89V88H151ZM165 89H167V88H165ZM195 89V88H194ZM210 89V88H209ZM137 90V89H136ZM142 90H143V88H142ZM144 90H145V87H144ZM148 90V89H147ZM157 90V89H156ZM155 89H154V91H156ZM168 90V89H167ZM183 90H185L184 88H183ZM66 91V90H65ZM74 91V90H73ZM114 91V90H113ZM113 91H111V92H113ZM129 91H130V89H129ZM152 90H150V92H151ZM197 91H198V89H197ZM200 91V90H199ZM71 92V91H70ZM96 92H102V93H99V95L100 96H98V95H95L96 94ZM131 92V91H130ZM141 92V91H140ZM145 92H146V90H145ZM165 92V91H164ZM201 92V91H200ZM95 93V94H94ZM138 93H139V91H138ZM194 93V92H193ZM76 94V93H75ZM119 94V93H118ZM128 94V93H127ZM196 94V93H195ZM129 95V94H128ZM142 95V94H141ZM189 95V94H188ZM59 96V95H58ZM61 96V95H60ZM63 96V95H62ZM95 96H97V99H96V97ZM109 96L111 97V95H110V93H109ZM150 96V95H149ZM191 96V95H190ZM217 96V95H216ZM71 97V96H70ZM69 97V98H70ZM75 97V96H74ZM73 97V98H74ZM94 99H93V98ZM117 97H118V95H117ZM175 97V96H174ZM215 97V96H214ZM24 98V97H23ZM96 99V100H95ZM112 99H113V97H112ZM115 99V98H114ZM113 99V100H114ZM127 100V99H126ZM139 100V99H138ZM144 100H146V99H144ZM77 101V100H76ZM134 101V100H133ZM196 101V100H195ZM116 102H117V100H116ZM119 102V101H118ZM117 102V103H118ZM187 102V101H186ZM206 102V101H205ZM68 103H69V101H68ZM129 103V102H128ZM132 103V102H131ZM134 103V102H133ZM139 104H140V101L138 102ZM63 104H64V101H63ZM135 104V103H134ZM133 104V105H134ZM148 104V103H147ZM156 104V103H155ZM158 104V103H157ZM61 105V104H60ZM70 106H71V103H70ZM77 106V105H76ZM131 106V105H130ZM134 106H136V105H134ZM144 106V105H143ZM147 106V105H146ZM64 107V106H63ZM69 107V106H68ZM114 107V106H113ZM148 107V106H147ZM72 108V107H71ZM73 108H74V106H73ZM76 108V107H75ZM125 108V107H124ZM157 108V107H156ZM192 108V107H191ZM131 109V108H130ZM133 109V108H132ZM141 109H143V108H141ZM146 109V108H145ZM73 110V109H72ZM103 110V111H102ZM75 111V110H74ZM92 111V110H91ZM64 112V111H63ZM68 112V111H67ZM112 112V111H111ZM140 114H141V112H139ZM108 114V115H107ZM128 114V113H127ZM165 114V113H164ZM163 114V115H164ZM56 115V114H55ZM63 115V114H62ZM67 115V114H66ZM65 115V116H66ZM76 115V114H75ZM115 115V114H114ZM132 115V114H131ZM138 115V114H137ZM156 115V114H155ZM176 115V114H175ZM233 115V114H232ZM71 116H72V114H71ZM136 116V115H135ZM60 117V116H59ZM63 117H64V115H63ZM67 117H69V116H67ZM66 117V118H67ZM75 117V116H74ZM74 117H73V119H74ZM105 117V119L107 118V120H104L103 121V118ZM125 117V116H124ZM128 117H129V114H128ZM139 117V116H138ZM70 118H72V117H70ZM84 118V119H83ZM117 118V117H116ZM172 118V117H171ZM176 118V117H175ZM93 119H95L96 120V122L94 123L92 120ZM125 119V118H124ZM181 119V118H180ZM61 120V119H60ZM70 120H72V119H70ZM76 119H74V120H72L71 122H73V121H75ZM142 120V119H141ZM69 121V120H68ZM125 121V120H124ZM132 121H133V117H132ZM145 121V120H144ZM143 121V122H144ZM176 121H177V119H176ZM229 121V120H228ZM76 122V121H75ZM88 122V121H87ZM120 122H121V120H120ZM62 123V122H61ZM85 123V122H84ZM123 123V122H122ZM139 123V122H138ZM168 123V122H167ZM195 123V122H194ZM54 124H55V122H54ZM129 124H130V122H129ZM153 124H154V122H153ZM58 125V124H57ZM67 125V124H66ZM74 125V124H73ZM113 125H114V123H113ZM117 125H118V123H117ZM133 125V124H132ZM181 125V124H180ZM33 126V125H32ZM60 126H61V124H60ZM81 126V125H80ZM123 126V125H122ZM131 126V125H130ZM53 127V126H52ZM55 127V126H54ZM57 127V126H56ZM77 127V128H78ZM117 127H119V125L117 126ZM125 127V126H124ZM126 127H127V125H126ZM125 127V128H126ZM128 127H129V125H128ZM128 127H127V129L126 130H128ZM34 128V127H33ZM63 128V127H62ZM141 128H142V126H141ZM144 128V127H143ZM160 128V127H159ZM191 128V127H190ZM22 129V128H21ZM30 129V128H29ZM60 129V128H59ZM79 129V128H78ZM129 129H130V127H129ZM33 130V129H32ZM68 130V129H67ZM135 130V129H134ZM139 130V129H138ZM157 130V129H156ZM136 131V130H135ZM150 131V130H149ZM159 131V130H158ZM64 132L66 133V129L64 130ZM129 132H134V131H129ZM129 132H128V134H129ZM33 133V132H32ZM51 133V132H50ZM155 133V132H154ZM140 134V133H139ZM160 134H161V132H160ZM165 134V133H164ZM117 135H119L118 133H117ZM123 135H124V133H123ZM133 135V134H132ZM132 135L130 134V136H131V138L130 139H132ZM135 135V137H137L138 136V133L136 134H134ZM141 135V134H140ZM139 135V136H140ZM156 135V134H155ZM158 135V134H157ZM113 136V137H112ZM142 136V135H141ZM140 136V139H143L142 137ZM144 136V135H143ZM118 137V136H117ZM145 137H146V135H145ZM148 137V136H147ZM164 137H165V135H164ZM208 137V136H207ZM32 138V137H31ZM60 138V137H59ZM127 138V137H126ZM139 137H137V138H135V140L136 139H138ZM163 138V137H162ZM178 138V137H177ZM209 138V137H208ZM69 139V138H68ZM73 139V138H72ZM115 139V138H114ZM148 139H149V137H148ZM158 139H160V138H158ZM165 139V138H164ZM97 140V141H96ZM120 140V139H119ZM122 140V139H121ZM124 141H125V139H123ZM135 140H134V142H132V140H131V143H136V142H138V144L140 143H142V140H141V142H139L138 140L135 142ZM53 141V140H52ZM121 142L122 144L123 143H125V142ZM153 141V140H152ZM155 141V140H154ZM168 141V140H167ZM167 141H166V143H167ZM193 141V140H192ZM61 142V141H60ZM64 142V141H63ZM81 142V143H80ZM92 142V145H90L89 143H91ZM93 142H99L98 144L96 143V144H93ZM172 142V141H171ZM199 142V141H198ZM80 143V144H79ZM114 143H116V145H117V142H114ZM130 143V142H129ZM129 143H125L124 145H125V147L124 148H130L131 149V147H132V145L135 147L136 145H134V144H132V145H130ZM148 143H150V142H148ZM205 143V142H204ZM209 143V142H208ZM49 144V143H48ZM127 144V145H126ZM162 144V143H161ZM173 144V143H172ZM174 144H176L175 142H174ZM114 145V144H113ZM129 145V146H128ZM150 145V144H149ZM153 145V144H152ZM184 145V144H183ZM206 145H207V143H206ZM71 146V145H70ZM77 146V145H76ZM115 146V145H114ZM131 146V147H130ZM138 146V145H137ZM139 146H141V145H139ZM164 146V145H163ZM169 146H170V144H169ZM189 146H190V144H189ZM195 146V145H194ZM57 147V146H56ZM68 147V146H67ZM117 147H119V145H117ZM35 148V147H34ZM51 148V147H50ZM65 148V147H64ZM155 148V147H154ZM45 149V148H44ZM73 149H75V148H73ZM72 149V150H73ZM87 149V150H88ZM120 150H121V148H119ZM133 149V148H132ZM136 149V148H135ZM135 149H134V151H135ZM149 149V148H148ZM161 149V148H160ZM177 149V147L175 148V150ZM180 149V148H179ZM40 150V149H39ZM100 150V151H99ZM102 150H103V152H102ZM118 150V149H117ZM117 150H114L115 151V153H116V151ZM129 150V149H128ZM127 149H126V151H128ZM184 150V149H183ZM205 150H206V148H205ZM48 151V150H47ZM51 151V150H50ZM76 151V150H75ZM111 151H113V150H111ZM126 151L124 150V152L126 153ZM129 151H131L132 152V150H129ZM140 151H142V150H140ZM161 151H162V149H161ZM198 151H199V149H198ZM208 151V150H207ZM215 151H216V149H215ZM67 152V151H66ZM65 152V153H66ZM70 152H71V150H70ZM96 152H98V153H96ZM120 153V152H119ZM119 153H118V155H119ZM135 153V152H134ZM136 153H138V152H136ZM144 153V152H143ZM149 153V152H148ZM154 153V152H153ZM231 153V152H230ZM244 153V151L242 150L241 151V154H243ZM63 154V153H62ZM68 154V153H67ZM67 154L65 155V156H67ZM86 154V153H85ZM111 154H112V152H111ZM127 154V153H126ZM132 153H130L129 155H131ZM150 154V153H149ZM159 154V153H158ZM91 155V156H92ZM102 155V154H101ZM113 156H116L115 154H112ZM111 155V157H113ZM129 155H128V158H130L129 157ZM138 155V154H137ZM141 152H140V156L139 157H141ZM153 155V154H152ZM156 155H157V153H156ZM197 155H198V153H197ZM205 155V154H204ZM63 156H64V154H63ZM103 156V155H102ZM105 156H106V154H105ZM110 156V155H109ZM160 156V155H159ZM224 156V155H223ZM229 156V155H228ZM62 157V156H61ZM69 157V156H68ZM67 157V158H68ZM87 157V156H86ZM85 157V158H86ZM93 157H91V158H93ZM104 157V156H103ZM110 157V158H111ZM122 157V156H121ZM133 157V156H132ZM145 157H146V155H145ZM148 157H149V155H148ZM226 157V156H225ZM36 158V157H35ZM76 158L78 159V161L76 162L75 160H76ZM84 158V159H85ZM107 157H105V159H106ZM118 158H119V160H120V156H118ZM127 158V157H126ZM126 158H125V161H126ZM156 158V157H155ZM169 158V157H168ZM196 158V157H195ZM51 159V158H50ZM62 159V158H61ZM64 159H66V158H64ZM99 159H98V161H99ZM104 159V158H103ZM109 159V158H108ZM133 159L134 158H131L130 160H132L133 161ZM143 159H144V157H143ZM149 159V158H148ZM176 159H177V157H176ZM226 159V158H225ZM88 160V159H87ZM118 160V159H117ZM118 160V161H119ZM122 160H124V158L122 159ZM129 160V159H128ZM129 160V161H130ZM154 160V159H153ZM228 160L230 161L231 160V162H230V164L232 163V159H229V157H228ZM66 161V160H65ZM121 161V160H120ZM131 161V162H132ZM137 161V160H136ZM142 161V160H141ZM148 161V160H147ZM169 161V160H168ZM20 162H21V160H20ZM53 162V161H52ZM71 162V161H70ZM76 162V163H75ZM100 162H102V161H100ZM116 162V161H115ZM128 162V161H127ZM144 162H145V159H144ZM154 162V161H153ZM183 162H184V160H183ZM187 162V161H186ZM198 162V161H197ZM240 162V160L237 162H235L236 164L237 163H239ZM19 163V162H18ZM60 163H62V162H60ZM63 163H64V161H63ZM72 163V162H71ZM91 163V162H90ZM89 163V164H90ZM111 163L112 162H110V160H108L106 163L104 162L103 164L104 165H106V166H110L111 165ZM114 163V162H113ZM119 163V162H118ZM133 163H134V161H133ZM163 163V162H162ZM202 163V162H201ZM42 164V163H41ZM49 164V163H48ZM103 164H101V163H99V165H101V169L100 170H102L103 168H102V165ZM117 164V163H116ZM127 164V163H126ZM223 164V163H222ZM28 165V164H27ZM47 165V164H46ZM65 165H66V162H65ZM97 165H98V163H97ZM98 165V166H99ZM123 165V164H122ZM134 165V164H133ZM132 165V163H131V166H133ZM136 165V164H135ZM160 165V164H159ZM172 165V164H171ZM232 165H234L233 163H232ZM60 166H61V164H60ZM70 166V165H69ZM72 166L70 167V168H72ZM75 166H77V165H75ZM96 166V165H95ZM116 166V165H115ZM120 166V165H119ZM131 169H132V167L130 166V165H128ZM127 166V167H128ZM148 166V165H147ZM223 166V165H222ZM239 166V165H238ZM237 166V167H238ZM25 167V166H24ZM49 167V166H48ZM59 167V166H58ZM62 167V166H61ZM128 167V168H129ZM134 167V166H133ZM138 167V166H137ZM137 167H134V168H137ZM141 167H143V165L141 166ZM151 167V166H150ZM153 167V166H152ZM164 167H165V165H164ZM163 167V168H164ZM188 167V166H187ZM199 167V166H198ZM213 167H214V165H213ZM220 167V166H219ZM234 167H236V165L234 166ZM47 168V167H46ZM60 168V167H59ZM75 168H77V167H75ZM106 168V167H105ZM109 168V167H108ZM116 168V167H115ZM115 168H113V166H112V169H115ZM130 168H129V170L128 169H126V172H128V171H130ZM159 168V167H158ZM167 168V167H166ZM228 168V167H227ZM239 168V167H238ZM38 169V168H37ZM61 169V171H63V169L62 168H60ZM154 169V168H153ZM233 169V168H232ZM42 170V169H41ZM55 170V169H54ZM53 170V171H54ZM116 170H118L117 168H116ZM119 170H122V174L123 175H125V174H128V173H125V169L123 168V169H119ZM118 170V171H119ZM137 170V169H136ZM140 170H141V168H140ZM159 170V169H158ZM160 170H161V168H160ZM200 170V169H199ZM204 170V169H203ZM228 170V169H227ZM235 170V169H234ZM68 171V170H67ZM107 171V170H106ZM108 171H109V169H108ZM124 171V172H123ZM134 170H132V172H133ZM166 171V170H165ZM184 171V170H183ZM188 171H189V169H188ZM198 171V170H197ZM196 171V172H197ZM214 171V170H213ZM33 172V171H32ZM36 172H37V170H36ZM69 172V171H68ZM98 172H99V170H98ZM102 173H103V171H101ZM110 172V171H109ZM108 172V173H109ZM113 172V171H112ZM112 172H110V174L112 173ZM131 171H130V173H132ZM178 172V171H177ZM200 172V171H199ZM234 172V171H233ZM239 172H241V171H239ZM39 173V172H38ZM58 173V172H57ZM67 173V172H66ZM76 173V172H75ZM81 173L82 174H85V176L83 177L82 175H81ZM97 173V172H96ZM95 172H94V175L96 174ZM102 173H100V176L102 177ZM114 173H115V171H114ZM120 172H118V174H119ZM154 173V172H153ZM160 173V172H159ZM171 173V172H170ZM180 173H181V171H180ZM211 173H213V172H211ZM224 173H225V170H224ZM254 173V175H256L255 174V172H252V174ZM24 174V173H23ZM52 174V173H51ZM104 174H105V170H104ZM113 174V173H112ZM118 174H116L115 173V175H116V177L118 178V180L117 181H119V177H118ZM163 174V173H162ZM179 174V173H178ZM226 174H227V171H226ZM40 175V174H39ZM59 175H61V174H59ZM76 175V176H77ZM105 175H109V174H105ZM132 175V174H131ZM194 175V174H193ZM228 175V174H227ZM52 176V175H51ZM73 176H74V174H73ZM82 176V177H81ZM96 176V175H95ZM114 176V175H113ZM134 176H136L135 174H134ZM149 176V175H148ZM160 176V175H159ZM187 176V175H186ZM199 176V175H198ZM205 176V175H204ZM61 177V176H60ZM63 177H64V175H63ZM67 177H68V175H67ZM131 177V176H130ZM129 177V178H130ZM132 177H133V175H132ZM210 177V176H208V175H206V181L205 182H202V183H200L199 181H202L201 180V177H200V180L198 181V183H200V184H198L197 186H195V184L193 183V186H195V187H192V189H190V188H188L189 189V192H193V194H192V197H193V195H194V193L196 194V193H201V192H203L202 190L203 189H205V184L207 183L208 184V182H210L209 180H207L208 178ZM224 177V176H223ZM229 178H230V176H228ZM240 177V176H239ZM244 177V176H243ZM243 177H242V179H243ZM137 178V177H136ZM171 178V177H170ZM193 176H192V181H193ZM202 178H203V176H202ZM211 178V177H210ZM53 179V178H52ZM55 179V178H54ZM57 179H60L59 177L57 178ZM56 179V180H57ZM106 179H107V177H106ZM125 179H126V177H125ZM141 179V178H140ZM203 179H205V177L203 178ZM231 179V178H230ZM78 180V181H77ZM113 180H115V179H112V181ZM123 180V179H122ZM132 180H133V178H132ZM147 180V179H146ZM169 179L167 178V181H168ZM197 180V179H196ZM226 180V179H225ZM241 180V179H240ZM48 181H50V180H48ZM62 181V180H61ZM102 181V182H101ZM130 181V180H129ZM227 181H228V179H227ZM63 182V181H62ZM124 182V181H123ZM159 182V181H158ZM190 182V181H189ZM216 182V181H215ZM215 182H213V183H215ZM228 182H230V181H228ZM233 182H234V180H233ZM64 183H65V181H64ZM77 183H78V186H77ZM117 183V185H119V187H120V181H119V184H118V182H116ZM188 183V182H187ZM212 183V182H211ZM238 183H239V179H238ZM237 183V184H238ZM52 184V183H51ZM51 184H50V186H51ZM124 183H122V185H123ZM137 184V183H136ZM148 184V183H147ZM179 184H180V182H179ZM181 184H182V182H181ZM185 184V183H184ZM192 184V183H191ZM230 184V183H229ZM259 184V178H255L254 179V181H253V183L251 184V185H249V183L244 187V188H242L243 187V185L241 184H239V189L238 188H236V190H238L239 191V193H237V194H239V196H241L242 197V199H240V197L238 196V199L236 198V200H239V202H241V207H242V204H243V206H244V208H248L249 210L250 209H252L253 208V205H254V203H256L257 205H258V207L257 208H262V210H264L263 209V207H264V189H261L259 186L260 185H258ZM31 185V184H30ZM47 185H48V182H47ZM97 185H100L101 186V189H100V191L98 192V188H97ZM117 185H116V187H117ZM121 185V186H122ZM131 185V184H130ZM176 185V184H175ZM183 185V184H182ZM214 185V184H213ZM227 185H228V183H227ZM231 185H232V182H231ZM34 186V185H33ZM49 186V185H48ZM50 186H49V188H50ZM54 186V185H53ZM64 186V185H63ZM149 186V185H148ZM159 186V185H158ZM164 186V185H163ZM185 186V185H184ZM226 186V185H225ZM252 186V187H251ZM36 187V186H35ZM52 187V186H51ZM130 187V186H129ZM128 187V188H129ZM178 187V186H177ZM187 187H189V185H187ZM208 187H210V186H208ZM207 187V189H209ZM230 187V186H229ZM229 187H225V190H226V188L228 189V191H229ZM31 188V187H30ZM46 188V187H45ZM123 188H124V186H123ZM133 188V187H132ZM163 188V187H162ZM179 188H180V185H179ZM36 189V188H35ZM47 189V188H46ZM45 189V190H46ZM55 189V188H54ZM76 189V190H75ZM78 189V190H77ZM116 189V188H115ZM135 189V188H134ZM145 189V188H144ZM172 189V188H171ZM187 189V188H186ZM211 189H213L212 188V186H211ZM211 189H209L210 191H211ZM251 189V190H250ZM7 190V189H6ZM126 190H128V189H126ZM184 190V189H183ZM182 190V191H183ZM190 190H192V191H190ZM49 191V190H48ZM76 191H78L77 193H76ZM125 191V192H124ZM227 191V190H226ZM255 191V193L253 194V192ZM55 192V191H54ZM57 192H59L58 191V189H57ZM113 192H116L115 194H117V192L119 193H122V195L121 196H119V197H116V196H114V193ZM159 192V191H158ZM180 192H181V188H180ZM186 192V191H185ZM219 192V191H218ZM27 193V192H26ZM64 193H66V192H64ZM138 193V192H137ZM140 193V192H139ZM162 193V192H161ZM179 193V192H178ZM213 193H214V191H213ZM37 194V193H36ZM36 194H35V196H36ZM45 194V193H44ZM48 194V193H47ZM75 194H76V196H75ZM129 194V193H128ZM187 194V193H186ZM223 194V193H222ZM39 195V194H38ZM48 195H50V194H48ZM47 195V196H48ZM66 194H64V196H65ZM174 195V194H173ZM185 195V194H184ZM191 195V194H190ZM201 194H199L198 195V197L200 196ZM205 195V194H204ZM214 195H215V193H214ZM227 195H228V193H227ZM75 196V197H74ZM140 196V195H139ZM236 196V195H235ZM51 197H52V193H51ZM50 196H49V199L51 198ZM57 197V196H56ZM55 197V198H56ZM61 197V196H60ZM59 197V198H60ZM143 197V196H142ZM176 197V196H175ZM187 197V196H186ZM189 197V196H188ZM205 196H203V198H204ZM229 197V202H228V200H227V202H228V204L230 203V199L232 200V198H230V196H228ZM35 198V197H34ZM53 198H54V196H53ZM63 198V197H62ZM125 198V197H124ZM177 198H178V196H177ZM197 198V197H196ZM203 198H202V201H203ZM217 198V197H216ZM48 199V200H49ZM144 199H146V198H144ZM188 199V198H187ZM191 199H194V198H191ZM199 199V198H198ZM207 199V198H206ZM45 200V199H44ZM57 200V199H56ZM150 200H152V199H150ZM160 200V199H159ZM182 200V199H181ZM184 200V199H183ZM223 200V199H222ZM225 200V199H224ZM235 200V201H236ZM21 201H22V199H21ZM29 201V200H28ZM27 201V202H28ZM41 201V200H40ZM73 201H74V203H73ZM177 201V200H176ZM187 201V200H186ZM32 202V201H31ZM68 202V207H69V203ZM174 202V201H173ZM184 202V201H183ZM201 202V201H200ZM200 202H199V204H200ZM119 203H121V202H119ZM123 203H124V199H123ZM135 203V202H134ZM137 203H139V201L137 202ZM136 203V204H137ZM145 203V202H144ZM153 203H155V202H153ZM178 203V202H177ZM214 203V202H213ZM235 203H237V202H235ZM44 204H46V202L44 203ZM51 204V203H50ZM63 204V203H62ZM202 204H203V202H202ZM227 204V205H228ZM41 205H43V204H41ZM57 204H55V206H56ZM122 205L123 204H121L120 206L122 207ZM126 205V204H125ZM180 205V204H179ZM181 205H182V201H181ZM197 205V204H196ZM206 206H207V204H205ZM212 205V204H211ZM224 205V204H223ZM239 205H240V203H239ZM239 205H238V203H237V206H238V210L240 211V208L241 207H239ZM22 206V205H21ZM66 206V207H67ZM77 205H75V207H76ZM81 206V207H80ZM112 206V207H111ZM119 206V207H120ZM149 206H150V203H149ZM149 206H148V204H147V207H148V209H149ZM187 206H188V204H187ZM198 206H201V205H198ZM218 206V205H217ZM222 206V205H221ZM224 206H226V205H224ZM230 206V205H229ZM25 207V206H24ZM57 207H59V205L57 206ZM68 207H67V209H68ZM74 207V206H73ZM108 207H111L112 208V211H111V208H110V212H109V210L107 209ZM118 207V208H119ZM124 207V206H123ZM126 207L127 208H120V211L123 209L124 210V212H123V215H124V213L126 212V210L128 211V206L126 205ZM146 207V208H147ZM154 207V206H153ZM211 207V206H210ZM45 208H46V206H45ZM63 208H65V206L63 207ZM81 208V209H80ZM196 208V207H195ZM201 208L202 207H200V211H201ZM206 208H208V207H206ZM205 208V209H206ZM243 208V207H242ZM76 209V208H75ZM75 209H73V211L75 210ZM130 210H133L132 209V207L131 208H129ZM140 209V208H139ZM173 209V208H172ZM181 209V208H180ZM197 209H199V208H197ZM216 209V208H215ZM226 209H228V208H226ZM64 210H66V208L64 209ZM70 210V209H69ZM72 210V209H71ZM136 210V209H135ZM143 210V209H142ZM153 210V209H152ZM182 210V209H181ZM219 210V209H218ZM225 210V209H224ZM229 210V209H228ZM236 210H237V208H236ZM238 210H237V212H238ZM246 210V209H245ZM249 210H247L248 212H249ZM76 211H77V209H76ZM114 211V212H113ZM137 211V210H136ZM159 211V214L161 213V214H164V216H165V213L163 212V210H158ZM176 211H178L177 209H176ZM188 210H186V212H187ZM197 211H199V210H197ZM197 211H196V214H198L197 213ZM199 211V212H200ZM210 211H212V209L210 210ZM215 211V210H214ZM244 211V210H243ZM256 212H258L257 210H255ZM37 212V211H36ZM43 212V211H42ZM67 212H70L71 213V211H67ZM182 212V211H181ZM195 212V211H194ZM216 212V211H215ZM219 212V211H218ZM233 212V211H232ZM236 212V211H235ZM262 211H261V209L259 210V214L261 213ZM34 213V212H33ZM130 213H131V211H130ZM129 213V214H130ZM145 213V212H144ZM170 213V212H169ZM212 213H213V211H212ZM227 213V212H226ZM240 213V215H238V217H243V216H241V212H239ZM243 213V212H242ZM264 213V212H263ZM26 214H28V213H26ZM30 214V213H29ZM65 214H66V211H65ZM77 214V213H76ZM166 214H167V212H166ZM238 214V213H237ZM237 214H235L236 215V217L234 218V220L236 221V218H238L237 217ZM246 214V213H245ZM35 215H36V213H35ZM34 215V216H35ZM72 215V214H71ZM69 213H68V216H69V218L67 217V215L65 216L66 217V219L68 218V219H70V216H71ZM127 215H128V212H127ZM127 215L125 214L124 216H126V219H127ZM131 215V214H130ZM139 216H140V214H138ZM149 215V214H148ZM185 215V214H184ZM208 215V214H207ZM213 215V214H212ZM247 215H249V213H247ZM13 216V215H12ZM38 216V215H37ZM46 216V215H45ZM62 216V215H61ZM136 215L134 214V217H135ZM151 216V215H150ZM164 216H161V218L163 219V217ZM168 216H169V214H168ZM198 216V215H197ZM210 216H211V214H210ZM228 216V215H227ZM230 216H231V213H230ZM259 216V215H258ZM260 216H261V214H260ZM19 217V216H18ZM29 217V216H28ZM129 217V216H128ZM131 217V216H130ZM133 216L131 217V219H135ZM138 217V216H137ZM136 217V219L135 220H137L138 221V218ZM157 217V216H156ZM160 217V216H159ZM167 217V216H166ZM165 217V218H166ZM181 218H182V216H180ZM263 217H264V215H263ZM46 218V217H45ZM118 218V219H119ZM123 218V217H122ZM150 218V217H149ZM177 218V217H176ZM228 219L229 218H232V217H227ZM248 218V217H247ZM247 218H244V219H246L247 220ZM251 217L249 216V219H250ZM38 219V218H37ZM37 219H36V221H37ZM118 219H117V221H118ZM180 219V218H179ZM190 219V218H189ZM195 219H198V218H194V220ZM242 219V218H241ZM240 219V220H241ZM249 219H248V222H249ZM257 219V218H256ZM12 220V219H11ZM17 220H18V218H17ZM41 220V219H40ZM112 220V221H113ZM116 220V219H115ZM114 220V221H115ZM123 220V219H122ZM121 220V221H122ZM152 220H153V218H152ZM157 220V219H156ZM168 220V219H167ZM177 220V219H176ZM182 220V219H181ZM186 220V219H185ZM206 220V219H205ZM212 220H213V218H212ZM239 220V219H238ZM236 221V222H241V221ZM126 221H129V223H131V221L128 219V220H125V222ZM141 221V220H140ZM161 221V220H160ZM163 221H164V219H163ZM188 220H186V222H187ZM191 221V220H190ZM193 221V220H192ZM195 221H197V220H195ZM235 221L233 222V223H235ZM3 222V221H2ZM15 222H16V220H15ZM21 222H22V219H21ZM30 222V221H29ZM116 222V221H115ZM115 222H114V224H115ZM124 222V221H123ZM124 222V223H125ZM153 222V221H152ZM243 222H245V221H243ZM243 222H242V228H243ZM248 222H247V224H248ZM251 222V221H250ZM262 222V221H261ZM261 222H260V224H261ZM26 223V222H25ZM55 223V222H54ZM58 223H59V220H58ZM65 223H66V221H65ZM111 223H113V222H111ZM122 223V222H121ZM121 223H120V225H121ZM135 224L136 222H132L131 223V225L132 224ZM138 223L140 224V222L138 221ZM146 223V222H145ZM144 223V224H145ZM167 223V222H166ZM171 223V222H170ZM177 223V222H176ZM183 223V222H182ZM191 223V222H190ZM232 223V224H233ZM103 224V223H102ZM116 224H117V222H116ZM119 224V223H118ZM126 224H127V222H126ZM143 224V225H144ZM174 224V223H173ZM184 224V223H183ZM241 224V223H240ZM250 224V223H249ZM249 224L247 225L248 226V228H249ZM259 224V223H258ZM257 224V225H258ZM45 225V224H44ZM65 225V224H64ZM112 225V224H111ZM136 225V224H135ZM142 225V226H143ZM150 225V224H149ZM148 225V226H149ZM176 225V224H175ZM222 225V224H221ZM226 225V224H225ZM229 225V224H228ZM236 225V224H235ZM239 225V224H238ZM237 225V226H238ZM51 226H52V224H51ZM65 226H67V225H65ZM109 226V225H108ZM114 225H112V227H113ZM134 226V225H133ZM133 226H131V227H133ZM139 226V225H138ZM154 226V225H153ZM160 226V225H159ZM189 226H190V224H189ZM192 226V225H191ZM223 226V225H222ZM237 226H236V228H237ZM247 226H246V229H247ZM261 226V225H260ZM263 226H264V224H263ZM38 227H39V225H38ZM115 227V229H113V228H111V230H115V231H117V230H119V229H117V227L116 226H114ZM135 227V226H134ZM133 227V228H134ZM162 227H163V225H162ZM181 227V226H180ZM229 227V226H228ZM233 227H234V224H233ZM255 227V226H254ZM258 227V226H257ZM9 228V227H8ZM28 228V227H27ZM33 228V227H32ZM45 228V227H44ZM101 229H106L107 230V228H105V226L103 225V227H100ZM100 228H99V233H101L100 232ZM126 229V226L124 225V227L122 228L121 227V229L122 230H119V232H116V233H118V236L117 237H110L111 238V241H113V242H115L116 243V241H117V243H118V240H119V238H123V237H121V234H120V237H119V233H123V229ZM128 228V227H127ZM159 228V227H158ZM189 228V227H188ZM191 228V227H190ZM193 228V227H192ZM191 228V229H192ZM201 228V227H200ZM226 228H227V226H226ZM239 228H240V226H239ZM260 228V227H259ZM4 229V228H3ZM13 229V228H12ZM55 229V228H54ZM57 229V228H56ZM96 229V230H97ZM108 229H110V227L108 228ZM129 229V228H128ZM127 229V230H128ZM135 229H137V225H136V228ZM168 229V228H167ZM175 229V228H174ZM182 229H183V226H182ZM181 229V230H182ZM231 229H233V228H231ZM245 229V227L243 228V230ZM252 229V228H251ZM257 229V228H256ZM256 229H254V230H256ZM23 230V229H22ZM43 230V229H42ZM111 230H109V232H111ZM139 230V229H138ZM144 230V229H143ZM188 230H190V229H188ZM198 230V229H197ZM203 230V229H202ZM235 231L237 230V229H234ZM240 229H238V231H239ZM248 230V229H247ZM250 230V229H249ZM249 230H248V232H249ZM254 230H252V232L254 231ZM20 231V230H19ZM57 231V230H56ZM65 231V230H64ZM105 231V230H104ZM169 231H170V229H169ZM178 231H179V229H178ZM182 231H184V230H182ZM181 231V233H179L180 235H179V237H181V235L184 237H186V234H188V232L185 234V235H183L184 233ZM193 231H195L194 230V228H193ZM224 231V230H223ZM228 230H226V232H227ZM238 231H237V233H238ZM251 231V230H250ZM262 232V234L261 235H263L264 236V234H263V230H261ZM35 232V231H34ZM37 232V231H36ZM59 232V231H58ZM63 231L61 230V232H59L60 234L62 233ZM107 231H105V234H107L106 233ZM124 232H127V231H124ZM144 232V231H143ZM176 232V231H175ZM184 232H186V228H185V231ZM191 232H192V230H191ZM225 232V233H226ZM230 232H231V230L228 232L229 233V235H231L230 234ZM247 232V233H248ZM4 233V232H3ZM68 233V232H67ZM95 233H96V231H95ZM94 233V234H95ZM115 233V232H114ZM116 233H115V236H116ZM139 233V232H138ZM183 233V234H182ZM233 233V232H232ZM244 233V232H243ZM256 233V232H255ZM258 233V232H257ZM44 234H45V232H44ZM52 234V233H51ZM73 234V233H72ZM111 235H113V233H110ZM143 234V233H142ZM190 234V233H189ZM245 234V233H244ZM259 234V233H258ZM258 234H256L255 235V238H256V236L258 235ZM32 235H34V234H32ZM48 235V234H47ZM99 235V234H98ZM107 235H109V233L107 234ZM228 235V236H229ZM238 235V234H237ZM240 235V234H239ZM248 235H249V233H248ZM253 235V234H252ZM41 236V235H40ZM94 236V235H93ZM100 237H102L103 235H99ZM106 236V235H105ZM110 236V235H109ZM108 236V237H109ZM124 236H126V235H124ZM143 236V235H142ZM234 237H235V235H233ZM247 236V235H246ZM260 236V235H259ZM263 236H262V238H263ZM4 237V236H3ZM37 237V236H36ZM42 237V236H41ZM47 237V236H46ZM64 237V236H63ZM77 237V238H78ZM92 237V236H91ZM94 237H96V236H94ZM128 236H126V238H127ZM130 237V236H129ZM132 235H131V239H132ZM135 237V236H134ZM134 237H133V239H134ZM144 237V236H143ZM165 237V236H164ZM175 237H177V238H175ZM184 237V238H185ZM227 237V236H226ZM233 237V238H234ZM244 237V236H243ZM243 237H242V239H243ZM248 237V236H247ZM246 237V238H247ZM80 238H79V240H80ZM106 238H107V236H106ZM139 238V237H138ZM174 238L175 239H178V235H177V232H176V236H174ZM188 239L186 240L187 241V243H188V240H189V236L187 237ZM230 238H231V236H230ZM245 238V239H246ZM254 238V239H255ZM11 239V238H10ZM15 239V238H14ZM21 239V238H20ZM66 239V238H65ZM146 239V238H145ZM159 239V238H158ZM181 239V238H180ZM186 239V238H185ZM185 239H184V242H185ZM228 239H229V237H228ZM248 239H251L250 237H248ZM259 239H261V237L259 238ZM4 240H5V238H4ZM30 240V239H29ZM41 240V239H40ZM63 240V239H62ZM69 240V239H68ZM85 240V239H84ZM94 240H96V239H94ZM94 240H92V241H94ZM103 240V239H102ZM101 240V241H102ZM108 240V239H107ZM147 240V239H146ZM192 240V239H191ZM232 240V239H231ZM239 240V239H238ZM262 240V239H261ZM264 240V239H263ZM263 240H262V242H263ZM76 240L74 239V243H76L75 242ZM82 242H80L81 243V245H83L84 243V241L83 240H81ZM99 241V238L97 239V242ZM122 241V240H121ZM128 241H130V238H129V240ZM135 241V240H134ZM138 241V240H137ZM150 241V240H149ZM148 241V242H149ZM167 241V240H166ZM178 241V240H177ZM177 241H175L176 242V246H177V244H178V242ZM181 241V240H180ZM243 241H245L244 239H243ZM249 241V240H248ZM42 242H44L43 241V239H42ZM47 242H48V240H47ZM87 241H85V243H86ZM97 242H95L96 243V247H94V248H91V249H88V252H89V254L87 253V254H85L84 255V251H82V250H80L81 249V246H80V244H79V242H78V240H77V243L79 244V246H80V248L78 249V256H77V254H76V256H77V263L78 264H125V262H123V260H121L122 259V257H121V253L120 252H117L119 249H117V250H115V252H113V251H111L110 250V248L108 249V250H110V251H108L106 248H105V250L107 251L105 254H103L102 252H103V250L101 251V253L100 254H102L101 256L100 255H98L97 256V254H99V247H97ZM107 242H110V239H109V241H106V242H104V246H102L103 248L105 247V245H106V247H107ZM120 242V241H119ZM143 240H142V244H143ZM183 242V243H184ZM241 242H242V240H241ZM259 242H260V240H259ZM12 243V242H11ZM34 243V242H33ZM38 243V242H37ZM66 243V242H65ZM71 243V242H70ZM95 243L93 244V245H95ZM122 243V242H121ZM130 243V242H129ZM186 243V242H185ZM191 243V242H190ZM190 243H189V245H190ZM230 243V242H229ZM244 243V242H243ZM243 243H241V244H243ZM256 243H257V238H256ZM39 244H40V242H39ZM68 244V243H67ZM73 243H71V245H72ZM120 244V243H119ZM119 244L118 245H115V247L117 246V248L119 247ZM135 244V243H134ZM239 244V243H238ZM248 244V243H247ZM252 244H253V242H252ZM26 245V244H25ZM42 245H43V243H42ZM49 245V244H48ZM52 245V244H51ZM54 245V244H53ZM108 245H109V243H108ZM111 246H112V244H110ZM113 245H114V243H113ZM124 245H126L127 246V242H126V244H124ZM132 245V244H131ZM137 245L138 244H136V247H137ZM179 245V244H178ZM245 245H246V241H245ZM250 246H251V244H249ZM29 246V245H28ZM50 246V245H49ZM63 246V245H62ZM90 246V245H89ZM88 246V247H89ZM128 246H130V244H128ZM135 246V245H134ZM134 246H133V248H134ZM175 246V247H176ZM181 246V245H180ZM184 246V245H183ZM186 246H187V244H186ZM203 246V245H202ZM235 246V245H234ZM239 246V245H238ZM243 246H244V244H243ZM242 246V247H243ZM256 246H257V244H256ZM7 247V246H6ZM64 247H66V244L64 245ZM64 247H63V249H64ZM68 247H70V246H68ZM74 247V246H73ZM85 247V246H84ZM87 247V246H86ZM85 247V248H86ZM110 247V246H109ZM114 247V248H115ZM156 247V246H155ZM174 247V251H173V257H171V258H174L175 260H173L174 261V263H171V264H175V261H176V264H186L187 263V261H189V257L187 258V255L189 254V251L188 250H186L185 251V253H186V258L188 259L187 261H186V258H185V261H184V259L182 260L181 258H179L180 256H179V252H180V250H181V248L178 246L177 248H175ZM199 247V246H198ZM259 247V246H258ZM62 248V247H61ZM75 248V247H74ZM76 248H77V246H76ZM82 248H83V246H82ZM84 248V249H85ZM113 248V247H112ZM139 249H140V247H138ZM150 248V245H149V243H147V244H145V245H143L142 246V248H141V250H139L140 252H141V254L139 255L138 254V257H137V260H139L137 263H139V264H145V262H143V260H144V258H143V254H144V252H146L148 249ZM157 248V247H156ZM156 248H155V250H156ZM203 248V247H202ZM217 248V247H216ZM219 248V247H218ZM238 248V247H237ZM240 248H241V246H240ZM246 248H248L247 246L245 247V249L243 248V250H246ZM31 249V248H30ZM47 249V248H46ZM121 249H123V247H121ZM126 249V248H125ZM166 249V248H165ZM183 249H184V247H183ZM205 249V248H204ZM251 249L253 250V248L251 247ZM5 250V249H4ZM13 250V249H12ZM34 250H36V249H34ZM64 250H66V248L64 249ZM64 250H63V252H64ZM67 250H68V248H67ZM71 250H72V247H71ZM154 250V249H153ZM154 250V251H155ZM185 250V249H184ZM233 250V249H232ZM254 250H256L255 248H254ZM28 251V250H27ZM43 251H44V249H43ZM53 251V250H52ZM97 251H98V253H97ZM137 251V250H136ZM135 251V252H136ZM144 251V252H143ZM182 252H183V250H181ZM236 251V250H235ZM237 251H238V249H237ZM242 251V250H241ZM15 252V251H14ZM34 252V251H33ZM32 252V253H33ZM41 252V251H40ZM113 252V253H112ZM124 252H125V250H124ZM139 252V253H140ZM143 252V253H142ZM149 252V251H148ZM229 252V251H228ZM254 252L255 251H252V252H248V253H242L243 255L241 256V257H237V258H235V260L234 261H232V260H228V259H230L229 257L228 258H219L218 260H214V262L212 263V264H253V263H255L256 261H257V257H254ZM11 253V252H10ZM18 253V252H17ZM21 253V252H20ZM44 253V252H43ZM71 253V252H70ZM76 253V252H75ZM97 253V254H96ZM127 253V252H126ZM138 253V252H137ZM150 253V252H149ZM181 253V252H180ZM215 253V252H214ZM218 253V252H217ZM217 253H216V255H215V258L217 257L218 258V256H217ZM219 253H220V251H219ZM230 253H231V249H230ZM233 253V252H232ZM262 253V252H261ZM74 253H72V255H73ZM151 254H153V253H151ZM210 254V253H209ZM208 254V255H209ZM221 254H223V252H221ZM20 255V254H19ZM37 255H39V254H37ZM63 255V254H62ZM61 255V256H62ZM70 255V254H69ZM71 255V256H72ZM161 255V254H160ZM181 255V254H180ZM223 255H226V254H223ZM222 255V256H223ZM227 255H229V254H227ZM232 255V254H231ZM13 256V255H12ZM43 256V255H42ZM74 256V255H73ZM72 256V257H73ZM123 256H128V255H124L123 254ZM135 256V255H134ZM193 255L191 254V257H192ZM211 255H209L208 257H210ZM71 257V258H72ZM191 257H190V260H191ZM194 257V256H193ZM134 258H136V257H134ZM166 258V257H165ZM184 258V257H183ZM233 258V257H232ZM41 259V258H40ZM125 259V258H124ZM211 259V258H210ZM210 259H209V261H210ZM214 259V258H213ZM261 259V258H260ZM7 260V259H6ZM39 260V259H38ZM126 260H127V258H126ZM136 260V261H137ZM163 260H165V259H163ZM29 261V260H28ZM37 261V260H36ZM43 261V260H42ZM48 261H50L49 260V257H48ZM51 261H53V260H51ZM73 261V260H72ZM75 261V260H74ZM73 261V262H74ZM113 261H117V263H114ZM154 261H156V260H154ZM183 261L184 262H186V263H183ZM191 261H193V260H191ZM61 262V261H60ZM132 262H134L133 261V258H132ZM160 262V261H159ZM163 262V261H162ZM207 262V261H206ZM2 263V262H1ZM45 263V262H44ZM134 263H136V262H134ZM189 264H192L193 262H188ZM210 263V262H209ZM208 263V264H209ZM258 263V262H257ZM47 264H49L48 262H47ZM150 264V263H149ZM155 264H156V262H155ZM167 264V263H166Z\"/></svg>", "mask_w": 264, "mask_h": 264}]
</instances>
